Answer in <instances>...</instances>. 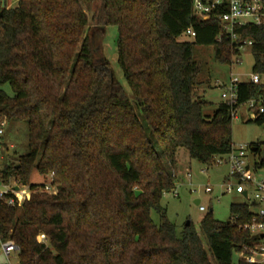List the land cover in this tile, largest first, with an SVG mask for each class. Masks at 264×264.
<instances>
[{
	"label": "trees",
	"instance_id": "16d2710c",
	"mask_svg": "<svg viewBox=\"0 0 264 264\" xmlns=\"http://www.w3.org/2000/svg\"><path fill=\"white\" fill-rule=\"evenodd\" d=\"M4 2L0 84L13 94L0 89V120L28 123L29 152L0 178L43 187L29 184L36 169L53 175L57 188L20 206L0 200V240L18 246L19 264H214L211 257L234 264V253L256 243L241 228L254 216L253 203L232 204L227 222L210 210L203 237L191 222L178 237L162 198L176 188L180 148L209 167L234 147L232 107L222 100L207 112L212 104L197 95L202 68L194 47L213 46L215 59L232 65L238 47L253 41L252 71L262 81L238 84L244 105L264 96V26H239L233 40L220 19L227 1L208 19L195 12L194 0ZM91 21L118 27V65L130 93L100 52ZM247 122L264 126V113ZM254 165L262 168L264 160Z\"/></svg>",
	"mask_w": 264,
	"mask_h": 264
},
{
	"label": "rangeland",
	"instance_id": "374dc122",
	"mask_svg": "<svg viewBox=\"0 0 264 264\" xmlns=\"http://www.w3.org/2000/svg\"><path fill=\"white\" fill-rule=\"evenodd\" d=\"M17 4L18 0H6L8 8L16 7ZM1 7L2 2L0 1V9ZM90 27V32L93 34L100 52L108 60L116 79L121 83L125 91L130 93L129 85L118 65V27L96 28L92 21L90 22ZM183 39L190 40L192 37L185 35ZM194 57L202 68L198 75L197 95L212 104L207 109V112L210 113L222 101V89L216 87L215 83L217 81L229 86L235 77L243 82L249 81L253 74L254 56L249 48H245L241 52L240 62H235L232 65L218 62L215 59L213 46H195ZM0 89L6 91L9 95L13 94L10 86L7 84H0ZM249 115L250 111L247 105L240 107L237 116L233 118L232 132L235 147L247 145L251 149L252 144H258L260 153L253 155L249 152L250 165L254 167L255 161L260 162L261 159L264 160V126L247 122L251 119V115ZM144 126L146 127L145 123ZM2 129L3 133L0 134V170L10 165L18 157L26 155L29 152V126L27 122L6 121ZM148 135L154 141L156 149L163 157L162 150L156 143L150 130H148ZM218 159L219 157H216L213 165L206 167L198 160L191 158L186 148L178 150L177 166L174 168L176 188L170 193L165 194L162 198V204L167 210V217L176 226L178 237H181L188 222H191L196 231L203 237L201 221L210 210H212L216 220L227 222L231 217L232 204L253 203V192L250 186L247 187L249 199L243 194L226 192L225 185L230 182L235 183L237 180L230 175L228 165L225 163L219 164L217 162ZM253 176L257 180L264 179V167L254 170ZM49 182L50 180L41 175L36 169L32 172L29 180V184L31 185H45ZM207 188H210V190L208 191ZM174 192H177L179 196L176 197L173 194ZM197 199L200 200L199 205L204 206L206 211H201L199 205L195 204V200ZM151 216L155 223L159 224L160 218L158 213L152 211ZM211 259L215 264L212 257ZM239 260V254L234 253V264H238ZM0 264H19L18 253L12 252L8 257L2 248L1 240Z\"/></svg>",
	"mask_w": 264,
	"mask_h": 264
},
{
	"label": "built area",
	"instance_id": "2783aa9c",
	"mask_svg": "<svg viewBox=\"0 0 264 264\" xmlns=\"http://www.w3.org/2000/svg\"><path fill=\"white\" fill-rule=\"evenodd\" d=\"M1 2L3 0H0ZM227 1L228 11L220 16L223 31L228 34L233 40L238 39V35L235 30L239 26L256 25L264 26V0H194L195 12L203 19H208L213 9L223 2ZM187 34L195 36L192 30H188ZM218 38L217 41H219ZM253 46L252 40L245 41L238 47L242 52L245 48L251 49ZM241 54L236 56L235 62H240ZM253 83H260L262 81L260 75L252 74L250 80ZM241 81L237 77L232 79L231 84L228 86L222 84L219 81L215 83L216 87L222 89L221 98L224 102L232 107V116L236 117L240 107L238 105V84ZM250 111L251 119L257 118L260 114L264 113V96L259 99H251L246 104ZM6 121L0 120V134L3 133V127ZM255 149V150H253ZM257 148L254 146L249 149L247 145H241L239 147H233L232 151L222 157H219L217 162L219 164H227L230 170V175L236 178L235 183H228L225 185L226 192H236L243 194L249 199L248 186L252 188L253 192V204L255 210H253L254 216L251 222L243 225L244 230L250 233L251 236L257 238L256 243L253 245H244L239 252L240 259L250 264H264V179L257 180L253 176L254 167L250 165V153L256 154ZM250 152V153H249ZM190 177V174L188 173ZM50 182L39 188H31L29 185L23 184L20 181L11 178L5 181L0 178V200H6L10 206H20L25 201L29 200L33 193L47 192L54 193L57 188L53 183V175H50ZM17 188V189H15ZM209 191L210 188H207ZM171 192V191H170ZM170 192H164V195ZM176 197L179 196L177 192L173 193ZM201 211H206V208L199 205ZM40 240L43 243H48V238L45 235L40 236ZM2 248L5 254L9 257L12 252H19L18 246L12 240L1 241Z\"/></svg>",
	"mask_w": 264,
	"mask_h": 264
},
{
	"label": "water",
	"instance_id": "95a60500",
	"mask_svg": "<svg viewBox=\"0 0 264 264\" xmlns=\"http://www.w3.org/2000/svg\"><path fill=\"white\" fill-rule=\"evenodd\" d=\"M5 5V2H4V0H3V3H2V6H4ZM2 16V13H0V17ZM253 150H255V149H253ZM15 189H17V188H15ZM195 204L196 205H199L200 204V200L199 199H197V200H195ZM190 224V222H188L187 223V225H189Z\"/></svg>",
	"mask_w": 264,
	"mask_h": 264
},
{
	"label": "crops",
	"instance_id": "0c3cea01",
	"mask_svg": "<svg viewBox=\"0 0 264 264\" xmlns=\"http://www.w3.org/2000/svg\"><path fill=\"white\" fill-rule=\"evenodd\" d=\"M175 173V172H174ZM175 178H176V176H175Z\"/></svg>",
	"mask_w": 264,
	"mask_h": 264
}]
</instances>
